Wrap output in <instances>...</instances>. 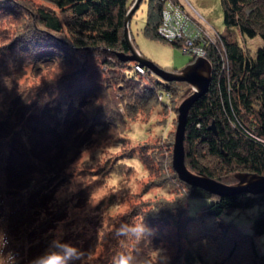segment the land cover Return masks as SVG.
Listing matches in <instances>:
<instances>
[{
	"label": "trees",
	"instance_id": "16d2710c",
	"mask_svg": "<svg viewBox=\"0 0 264 264\" xmlns=\"http://www.w3.org/2000/svg\"><path fill=\"white\" fill-rule=\"evenodd\" d=\"M132 1L0 0V63L44 65V78L34 92L30 111L46 103L44 110L47 107L50 116L57 118L54 125L49 122L43 127L47 139H34L32 129L0 136V230L5 229L0 233V264H32L49 248L52 240L47 233L71 213L70 204L65 208L66 203L56 197L57 185L70 193L69 198L74 197L109 177L127 175L133 168L127 160L135 156L150 175L164 170L161 180L150 184L171 185L175 193L187 189V195L172 205L164 202V196L131 204L115 218L114 246L131 247L132 242L122 243L116 231L143 222L155 230L150 240H158L166 249L169 264H264V249L256 241L264 235V210L254 216L248 232L223 218L226 210L264 205V193L218 196L179 180L172 171L173 137L169 134L153 143L151 153L143 143L133 155L114 153L102 164L85 162L81 167L72 165L78 149L66 142L60 145L58 124L68 120V113H77L91 135L105 141L123 135L128 120L141 110L170 103L176 111L174 98L185 83L164 81L145 67L140 74L135 70L137 62L117 56L130 54L124 29ZM146 2L144 36L167 41L157 28L170 3ZM221 3L228 30L220 34L219 46L214 43L205 51L212 77L207 92L189 110L183 142L189 170L231 185L239 172L264 175V0ZM234 30L243 38L260 37L262 45L254 53L245 50ZM174 43L179 46V41ZM164 91L171 93L168 103L164 95L158 97ZM25 135L29 141L23 142L24 147L17 144L16 136ZM124 139L116 140L123 143ZM191 198L208 201L199 206V216L189 213ZM55 203L60 206L54 208ZM196 220H206L207 228L189 230ZM81 222L79 226H86ZM80 233L91 237L93 232Z\"/></svg>",
	"mask_w": 264,
	"mask_h": 264
},
{
	"label": "rangeland",
	"instance_id": "374dc122",
	"mask_svg": "<svg viewBox=\"0 0 264 264\" xmlns=\"http://www.w3.org/2000/svg\"><path fill=\"white\" fill-rule=\"evenodd\" d=\"M132 2L134 3L135 0ZM133 3H130V7ZM168 3L171 5L174 3L181 5L180 8L182 12L188 15L187 17L192 23V27L190 28L191 34L183 36L184 38L179 40V46L174 43L175 41H168V43L167 41H157L146 38L143 34V27L146 21L147 2L143 0L136 8V12H133L134 14L131 16L127 26L128 36L133 46L135 47V44L130 29L133 32L136 45L138 44L141 52L148 51L154 56H161V52L164 51L161 47L166 48L167 51L170 52V61L165 58H161L160 60L163 64L167 65V67L158 65L159 68H164L165 70L176 68L181 70L186 67L187 64H193L197 58H205L209 62L205 57L206 49L214 45V43H216V45L219 44L221 40L220 34H225L228 30L223 21L221 0H178L175 2L173 0H167V4ZM234 32L240 44L244 46L245 50L251 53H254L256 49L262 45V40L258 36L243 38L236 30H234ZM155 44L160 46H155ZM200 44L203 53L201 51H196L194 55L188 53L189 49H196V46ZM165 61L167 63H164ZM25 69H29L32 77H38L41 81L44 78L46 67L44 65L38 67L11 62L8 65L0 63V125L2 126L0 136L2 137V135L8 131L13 135L15 133L19 135L24 133V129H32L30 134L35 137L34 139L38 138L39 140L41 136L47 139L46 135L49 136V134L46 133V131L44 134L42 133L43 127L49 122H52L51 124L54 125V122H57V118L50 116L48 110H46L47 107H45L44 110L46 103L30 111L32 105L31 100L34 97L36 87L28 89L27 86H25V88L18 91L17 85V81L24 75ZM135 70L140 74L144 72L143 67L138 64L135 65ZM6 77L11 80L10 87L5 86ZM183 83H185V85L181 84L178 88V90L180 89L179 91L182 97L178 94L174 98L175 104H178L177 108L186 96L192 94V86L187 82L183 81ZM162 93L159 94V99L164 95L166 101H169L171 93L167 91ZM18 94H20V96L16 97ZM117 95L119 96L120 94L118 93ZM28 98H30V102H27ZM163 100L165 101V99ZM66 115L65 117H67L68 120L65 123L58 124L59 131H57V136L59 137L60 135L61 138H58L59 143L63 146L66 142L67 146L74 145L76 147L75 150L78 149V154L73 160L74 163L72 165L75 166L77 164L81 167L85 162L93 165L98 163L102 164L108 156L114 153L131 152L133 155L140 151L143 143L148 146L147 152L151 153L154 150L153 143L158 142L160 136L164 137L167 134L173 137L174 142L178 111L177 109L175 111L170 103L165 106L158 103L157 106H153L150 110L139 111L135 117L128 120L127 129L123 135H119V137L125 138L123 143L116 140L119 137H114L105 141L100 140L94 137V135H91L90 130L86 127L84 122L78 119L77 113H68ZM164 117L168 120L165 121ZM174 118L176 120H174ZM67 127H70V132L66 134ZM33 136H31V138ZM50 138L55 139V137L52 136ZM28 141L29 136L25 135L23 138L16 136V142L17 144L21 143V146L25 147L23 142ZM39 142L42 143L41 140ZM55 142L56 140L53 141V144L59 147V144L56 145ZM164 148L165 146L162 145L161 149ZM138 159V156H135L127 160V163L133 166L132 171L127 175L120 178L109 177L100 185L98 184L90 189L83 188V191H80L74 197L69 198L70 193L63 191L61 185H57L58 190L56 197L60 198L62 203H66L65 208H68L70 204L69 208L71 209V213L65 216V219L54 224L47 233V236L50 235L51 240L59 238L62 242L81 249L85 254L82 261H80L81 264H113V258L118 253L126 251L125 247L118 248L114 246V235L112 237V232L115 229L114 224L116 216L133 203H140L142 200L146 202L150 199L163 197L166 194L175 193L172 191L171 185H169L170 187H163L162 184H150L151 180H161L160 175L164 170H159V173L150 175L144 168V165L140 163V159ZM151 159L153 160V156H151ZM158 161H154L155 164H159ZM71 168L72 166H70V169ZM172 171L174 170L172 169ZM165 173L167 175V172ZM146 186L147 188H145ZM179 188L181 189L182 187ZM63 193H65L64 198ZM93 197H95V199H93ZM207 203L208 201L206 199L191 198L189 200V213L199 216V206ZM59 204L60 203H55L54 208H58V206H60ZM263 210V204H256L251 208L245 209H230L223 213V218L233 221L242 232H248L252 229L254 216ZM42 217L43 215H41L39 219ZM81 221L85 222L86 226H79V224L82 223ZM207 226L208 222L206 220H196L189 225V230L196 231L198 229L207 228ZM86 230H91L93 232L91 237H86V235L80 233V231L85 232ZM4 232L5 229L3 227L0 230L1 235L4 234ZM256 241L258 247L264 249V235ZM135 247L138 259L145 258L148 253L155 248H163L166 251L156 239L142 241L140 244L135 245Z\"/></svg>",
	"mask_w": 264,
	"mask_h": 264
},
{
	"label": "water",
	"instance_id": "95a60500",
	"mask_svg": "<svg viewBox=\"0 0 264 264\" xmlns=\"http://www.w3.org/2000/svg\"><path fill=\"white\" fill-rule=\"evenodd\" d=\"M139 3L140 0H135L125 17L124 36L130 49V54L124 55L122 53H118L117 56L122 61L137 62L139 66L147 68L164 81H184L192 86V94L186 96L177 108L178 117L172 147V168L178 179L190 186L199 187L218 196H229L239 193H264V175H258L250 172H239L235 174L237 182L231 185H226L205 174L194 173L185 165V149L183 140L187 115L193 103L207 92L212 77V67L205 58H197L193 64L189 63L186 67L175 72L169 69L165 70L164 68H159L158 65L141 55L129 39L127 28L131 16L138 7Z\"/></svg>",
	"mask_w": 264,
	"mask_h": 264
},
{
	"label": "clouds",
	"instance_id": "9594fccd",
	"mask_svg": "<svg viewBox=\"0 0 264 264\" xmlns=\"http://www.w3.org/2000/svg\"><path fill=\"white\" fill-rule=\"evenodd\" d=\"M51 79V78H50ZM40 78L32 77L29 69H25L24 75L17 81L18 91L27 86L28 89L40 86ZM10 78H5V86L10 87ZM187 195V189L179 193L166 194L163 200L167 204H175L178 199H182ZM95 199V197H93ZM117 237H123L121 241L132 242V246L126 247V251L118 253L113 258V264H169V257L163 248H155L151 250L143 259H138L135 245L142 241L149 240L155 236V230L145 223H137L134 225H123L116 231ZM84 252L73 245L62 242L59 238H55L50 242L49 248L44 254L35 258L32 264H79L84 257Z\"/></svg>",
	"mask_w": 264,
	"mask_h": 264
},
{
	"label": "built area",
	"instance_id": "2783aa9c",
	"mask_svg": "<svg viewBox=\"0 0 264 264\" xmlns=\"http://www.w3.org/2000/svg\"><path fill=\"white\" fill-rule=\"evenodd\" d=\"M169 5V7L164 8L162 11L163 17L157 28L158 34L167 41L182 40L183 36L191 34L190 28L192 27V23L189 21L188 15L182 12L180 4L174 3L173 5ZM201 44L197 45L196 49H189L188 53L194 55L196 51H201ZM201 52L203 53V51Z\"/></svg>",
	"mask_w": 264,
	"mask_h": 264
},
{
	"label": "crops",
	"instance_id": "0c3cea01",
	"mask_svg": "<svg viewBox=\"0 0 264 264\" xmlns=\"http://www.w3.org/2000/svg\"><path fill=\"white\" fill-rule=\"evenodd\" d=\"M130 29V28H129ZM130 33L132 34V39H133V42H134V44H135V47L137 48V50H138V52L139 53H141V55H143V56H145L147 59H149V60H151V61H153L154 63H156L157 65H159V66H163V67H167V65H165V64H163L160 60H161V58H165V59H167V60H169L170 61V58H169V53L170 52H168L167 51V49L166 48H164V47H161V49L162 50H164V51H162L161 52V56H154V55H152L151 53H149L148 51H144V52H141V50L139 49V47H138V44L136 45V42H135V39H134V36H133V32H132V30L130 29ZM155 46H160V45H157V44H155ZM149 54V55H148ZM164 63H167L166 61L164 62Z\"/></svg>",
	"mask_w": 264,
	"mask_h": 264
},
{
	"label": "bare ground",
	"instance_id": "6f19581e",
	"mask_svg": "<svg viewBox=\"0 0 264 264\" xmlns=\"http://www.w3.org/2000/svg\"><path fill=\"white\" fill-rule=\"evenodd\" d=\"M179 41V40H178Z\"/></svg>",
	"mask_w": 264,
	"mask_h": 264
}]
</instances>
